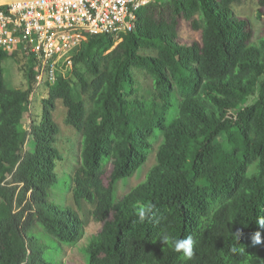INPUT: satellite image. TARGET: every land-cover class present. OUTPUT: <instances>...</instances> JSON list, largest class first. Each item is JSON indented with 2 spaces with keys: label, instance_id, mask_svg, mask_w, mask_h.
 I'll return each mask as SVG.
<instances>
[{
  "label": "trees",
  "instance_id": "16d2710c",
  "mask_svg": "<svg viewBox=\"0 0 264 264\" xmlns=\"http://www.w3.org/2000/svg\"><path fill=\"white\" fill-rule=\"evenodd\" d=\"M239 3L154 0L119 42L88 37L73 68L81 64L94 78L73 74L90 109L61 77L29 131L16 128L28 110L31 72L25 69L27 90L8 88V55L0 49V264H65V248L84 236L76 210L82 203L93 205L91 215L102 223L84 264H264V226L257 224L264 218V36L254 41L249 20L233 11ZM257 5L261 17L264 0ZM183 21L200 32L199 42L179 40ZM134 71L151 78L148 97L137 95ZM57 100L67 124L82 132L71 178L74 207L57 196ZM157 133L163 141L154 166L117 196L118 183L146 162ZM219 138L237 162L226 173L210 152ZM148 204L153 212L141 222L137 209ZM257 232L261 243L253 244ZM164 234L191 235L193 258L163 244Z\"/></svg>",
  "mask_w": 264,
  "mask_h": 264
},
{
  "label": "built area",
  "instance_id": "2783aa9c",
  "mask_svg": "<svg viewBox=\"0 0 264 264\" xmlns=\"http://www.w3.org/2000/svg\"><path fill=\"white\" fill-rule=\"evenodd\" d=\"M153 1L0 2V49L24 62L22 68L30 70L34 91L47 90L73 68L74 53L88 37L107 35L121 40L135 28L138 11Z\"/></svg>",
  "mask_w": 264,
  "mask_h": 264
},
{
  "label": "rangeland",
  "instance_id": "374dc122",
  "mask_svg": "<svg viewBox=\"0 0 264 264\" xmlns=\"http://www.w3.org/2000/svg\"><path fill=\"white\" fill-rule=\"evenodd\" d=\"M235 15L238 17L249 20L254 30V41L258 42L259 37L264 36V11L262 15L257 16V0H240L239 4L232 5ZM262 10V9H261ZM179 40L182 43H190L192 41H200V32L191 29L190 24L187 22H181L178 32ZM120 41V40H119ZM116 41V42H119ZM75 54V53H74ZM22 60L14 57H7L2 63L3 76L6 86L11 89L27 90L29 88L28 80L25 73L27 70L22 68ZM21 64V65H19ZM21 66V67H20ZM103 69V66H102ZM73 71L79 72L83 75L87 82H90L94 76H92L83 65L78 64L75 68L65 73V78L70 81L74 99L82 101L85 105V109L88 111L91 107V103L88 95H84L80 90V83L75 78ZM135 88L137 95L142 97H148L152 91L151 78L144 73L134 71ZM50 93V88L47 90L39 88L34 91V88L29 93L28 110L25 117L20 124L17 125V131H29L33 122L38 123L40 121L41 101L46 99ZM176 101L179 100V96L176 95ZM247 104L241 107V110L245 111ZM53 118L59 128V134L57 137L56 148L60 154V160L57 161L56 173L58 176V189L57 196L59 203L66 206H73L72 193H71V178L74 174L76 167L79 164L80 144L82 139V132L71 127L66 122V109L60 100L55 103V110L53 111ZM163 141L161 133H157L156 139L151 142L150 152L147 155V160L141 169L136 172L131 178L125 182H119L117 185L116 195L122 196L129 192L133 187L144 181L148 171L155 164L157 150ZM227 145L223 139L218 140L210 149L212 160L214 164L223 170V172H229L237 166V162L231 153L227 150ZM26 150V146L21 149V154ZM110 167L107 166L106 173L103 176V183L108 184ZM94 206L88 203H82L81 207L77 210L81 220L84 222V236L80 242L74 247H66L65 255L61 257V260L65 264H84L86 261V254L84 249L88 246L92 237L97 235L102 227V223L93 219L91 213Z\"/></svg>",
  "mask_w": 264,
  "mask_h": 264
},
{
  "label": "clouds",
  "instance_id": "9594fccd",
  "mask_svg": "<svg viewBox=\"0 0 264 264\" xmlns=\"http://www.w3.org/2000/svg\"><path fill=\"white\" fill-rule=\"evenodd\" d=\"M154 209V205L148 204L145 206H141L137 209V216L139 221L143 222L147 217H149ZM257 224L264 226V218H261L257 221ZM240 232L237 231L235 233L236 237L240 236ZM160 241L163 244H168L172 247L175 252L182 253L183 257L187 260H191L194 256V245L195 241L191 235L187 236L186 238H173L168 234H164L161 236ZM253 244L261 243L260 233L257 232L252 237Z\"/></svg>",
  "mask_w": 264,
  "mask_h": 264
},
{
  "label": "crops",
  "instance_id": "0c3cea01",
  "mask_svg": "<svg viewBox=\"0 0 264 264\" xmlns=\"http://www.w3.org/2000/svg\"><path fill=\"white\" fill-rule=\"evenodd\" d=\"M8 0H0V2H7Z\"/></svg>",
  "mask_w": 264,
  "mask_h": 264
}]
</instances>
